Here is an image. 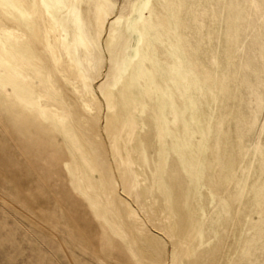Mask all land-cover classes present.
Returning a JSON list of instances; mask_svg holds the SVG:
<instances>
[{"label": "rangeland", "instance_id": "374dc122", "mask_svg": "<svg viewBox=\"0 0 264 264\" xmlns=\"http://www.w3.org/2000/svg\"><path fill=\"white\" fill-rule=\"evenodd\" d=\"M0 264H264V0H0Z\"/></svg>", "mask_w": 264, "mask_h": 264}]
</instances>
